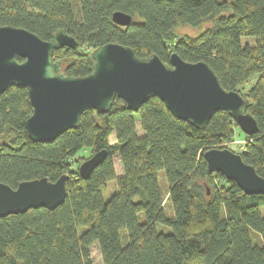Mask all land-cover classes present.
<instances>
[{"label": "trees", "instance_id": "1", "mask_svg": "<svg viewBox=\"0 0 264 264\" xmlns=\"http://www.w3.org/2000/svg\"><path fill=\"white\" fill-rule=\"evenodd\" d=\"M115 11L133 21L115 23ZM0 25L28 29L44 40L65 30L79 45L54 49L52 56L76 77L89 75L93 50L111 42L169 65L174 52L207 62L227 90L248 102L258 131L240 129L245 142L237 153L264 177V0H0ZM183 26L196 34L179 33ZM31 114L26 87L14 84L0 94V182L16 188L67 174V196L52 210L0 217V264H95L94 244L102 264H264V194H246L211 171L204 157L207 149L229 148L234 140L239 126L230 111L216 112L197 128L158 96L138 111L117 98L106 113L85 110L77 127L52 142L28 136ZM101 150L107 157L82 177L80 164ZM113 180L115 190L105 199Z\"/></svg>", "mask_w": 264, "mask_h": 264}, {"label": "water", "instance_id": "2", "mask_svg": "<svg viewBox=\"0 0 264 264\" xmlns=\"http://www.w3.org/2000/svg\"><path fill=\"white\" fill-rule=\"evenodd\" d=\"M112 18L122 26L133 21L132 15L123 11H115ZM78 45L63 29L51 40H44L28 29L0 25V94L14 84L27 88L32 114L25 127L33 141L52 142L77 127L81 114L89 108L106 113L118 98L138 111L154 96L176 117L197 128L206 127L216 112L226 110L245 134L258 131L245 97L237 90H227L207 62H189L174 52L169 65L157 55L139 57L130 46L111 42L93 50L92 72L76 77L66 74L52 54L54 49ZM18 55L24 60L19 61ZM106 157L107 151L101 150L84 160L79 166L81 176L87 178ZM204 157L211 171L234 180L246 194H264V177L241 154L214 147L207 149ZM68 177L64 174L56 181L35 178L16 188L0 182V217L31 208L55 209L66 199Z\"/></svg>", "mask_w": 264, "mask_h": 264}, {"label": "rangeland", "instance_id": "3", "mask_svg": "<svg viewBox=\"0 0 264 264\" xmlns=\"http://www.w3.org/2000/svg\"><path fill=\"white\" fill-rule=\"evenodd\" d=\"M178 32L179 33H184V34H193V35L196 34V30L191 28V27H188V26L181 27L178 30ZM245 41H248V39H244V42ZM136 128H137L138 134L142 136L143 135V131L140 128V124H139L138 120H136ZM113 138H114V136H113ZM244 142H245L244 133L240 130V128H236L235 129L234 140L228 144V147L233 149V150H235L236 152H238V151H241L244 148ZM84 151H86V150L84 149ZM113 161H114V166L116 168L117 175L122 174L123 173V167H122V164H121V160H120L119 154H115L113 156ZM159 183L161 185L162 190L165 191L166 190V179H165L164 173L162 171L159 172ZM115 186H116L115 180L109 182V185H108L107 189L103 192V197L105 199L109 198L110 195L114 192ZM165 206H166L168 212H170V207L168 205V202L165 204ZM159 229L160 230H165L161 226H159ZM91 253H92V257H93L94 263L95 264H102L101 254H100L99 248H98V246L96 244H94L91 247Z\"/></svg>", "mask_w": 264, "mask_h": 264}]
</instances>
